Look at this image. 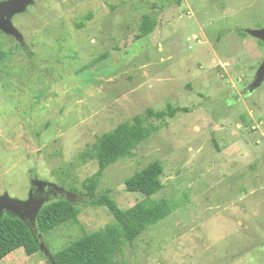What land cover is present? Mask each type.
<instances>
[{"label": "rangeland", "instance_id": "rangeland-1", "mask_svg": "<svg viewBox=\"0 0 264 264\" xmlns=\"http://www.w3.org/2000/svg\"><path fill=\"white\" fill-rule=\"evenodd\" d=\"M33 2L11 19L21 39L0 30V196L26 200L30 188L54 184L75 194L80 212L77 224L37 234L40 252L26 256L19 241L0 264H47L110 224L105 208L84 202L82 183L98 167L80 154L168 103L188 112L149 121L159 131L98 186L127 210L144 196L125 180L163 165L153 198L169 200L171 213L115 264H264V81L249 92L264 44L248 33L264 27V0ZM143 15L157 25L135 40ZM235 16L247 22L244 36L222 32Z\"/></svg>", "mask_w": 264, "mask_h": 264}, {"label": "trees", "instance_id": "trees-1", "mask_svg": "<svg viewBox=\"0 0 264 264\" xmlns=\"http://www.w3.org/2000/svg\"><path fill=\"white\" fill-rule=\"evenodd\" d=\"M156 25L154 18L143 15L135 40L149 36ZM221 36L219 35V38ZM6 57L7 53L0 52L1 63ZM178 112L187 113L188 110L172 107L170 103L160 111L146 109L143 116L136 115L96 137L91 147L80 154L82 160L86 157L94 159L98 167L97 172L82 183V195L86 198L84 202L105 208L113 221L50 253L47 264H115L116 258L122 254L125 247L133 246L150 227L169 216L172 210L170 201L165 198H153L163 188V165L158 160L149 163L125 180L124 186L128 193L144 196L127 210L118 207L110 197L109 190L100 193L97 190L108 167L133 157L139 145L159 131L160 126L149 121L163 122L166 118H173ZM79 212L77 204L60 198L43 205L33 222L7 213L0 214V258L4 257L7 251L11 252L10 249L16 248L19 241L26 256L40 252L37 234L47 235L64 225L77 224Z\"/></svg>", "mask_w": 264, "mask_h": 264}, {"label": "water", "instance_id": "water-1", "mask_svg": "<svg viewBox=\"0 0 264 264\" xmlns=\"http://www.w3.org/2000/svg\"><path fill=\"white\" fill-rule=\"evenodd\" d=\"M34 0H4L0 2V30L5 34L12 35L15 38L21 39V34L12 25L11 19L14 15L22 13ZM249 35L259 39L264 44V27L249 31ZM264 81V58L255 73V81L250 87L249 92L258 88ZM59 193L63 194L65 199L70 203H75V194L57 189ZM31 193V192H30ZM28 195L26 200H18L10 198L6 193L0 196V214L6 211L7 214L16 216L21 220L34 221L37 214L44 205L40 199H33L32 194ZM28 218V219H27ZM41 249V246H40Z\"/></svg>", "mask_w": 264, "mask_h": 264}, {"label": "flooded vegetation", "instance_id": "flooded-vegetation-1", "mask_svg": "<svg viewBox=\"0 0 264 264\" xmlns=\"http://www.w3.org/2000/svg\"><path fill=\"white\" fill-rule=\"evenodd\" d=\"M246 23L247 22L244 19H242L240 16L239 17H236V16L232 17L231 21H229L228 23L226 22L225 31H222V32L224 34L235 33L236 36H244L245 34H247L248 30H250L246 27L247 26ZM13 26H14V24H13ZM259 29H261V28H259ZM3 35L4 34L0 31V38ZM0 52H3V51L0 50ZM30 189H31V192L33 193V197H35V198L40 197L43 200L44 205L49 203L51 200H54V199H60V198L65 199L64 196L59 194V192L57 190L58 187L54 184H51V185L46 184V186H44L43 184H40V188H38V191H37V188H35V187L30 188Z\"/></svg>", "mask_w": 264, "mask_h": 264}]
</instances>
